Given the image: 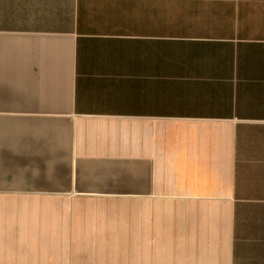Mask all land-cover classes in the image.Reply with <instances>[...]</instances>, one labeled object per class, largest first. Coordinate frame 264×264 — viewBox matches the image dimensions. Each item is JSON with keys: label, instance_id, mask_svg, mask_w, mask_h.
Listing matches in <instances>:
<instances>
[{"label": "crops", "instance_id": "0c3cea01", "mask_svg": "<svg viewBox=\"0 0 264 264\" xmlns=\"http://www.w3.org/2000/svg\"><path fill=\"white\" fill-rule=\"evenodd\" d=\"M0 264H264V0H0Z\"/></svg>", "mask_w": 264, "mask_h": 264}]
</instances>
